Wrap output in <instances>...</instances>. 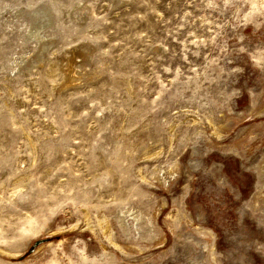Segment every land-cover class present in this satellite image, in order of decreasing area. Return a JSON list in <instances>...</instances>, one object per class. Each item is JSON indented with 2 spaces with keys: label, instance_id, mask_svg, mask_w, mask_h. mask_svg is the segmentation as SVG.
I'll return each mask as SVG.
<instances>
[{
  "label": "rangeland",
  "instance_id": "374dc122",
  "mask_svg": "<svg viewBox=\"0 0 264 264\" xmlns=\"http://www.w3.org/2000/svg\"><path fill=\"white\" fill-rule=\"evenodd\" d=\"M0 264H264V0H0Z\"/></svg>",
  "mask_w": 264,
  "mask_h": 264
},
{
  "label": "bare ground",
  "instance_id": "6f19581e",
  "mask_svg": "<svg viewBox=\"0 0 264 264\" xmlns=\"http://www.w3.org/2000/svg\"><path fill=\"white\" fill-rule=\"evenodd\" d=\"M33 37H35L38 41H43V38H41L37 32H35L34 35H32ZM70 62H73V59L70 60ZM75 78V77H74ZM64 79V78H63ZM63 82V81H62Z\"/></svg>",
  "mask_w": 264,
  "mask_h": 264
}]
</instances>
